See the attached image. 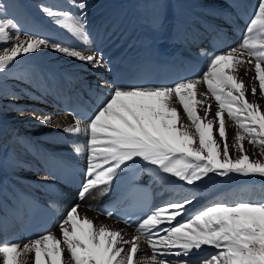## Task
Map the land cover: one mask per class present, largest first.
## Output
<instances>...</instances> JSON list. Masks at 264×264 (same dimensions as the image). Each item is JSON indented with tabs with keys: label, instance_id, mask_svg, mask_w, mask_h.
Returning a JSON list of instances; mask_svg holds the SVG:
<instances>
[{
	"label": "snow or ice",
	"instance_id": "obj_1",
	"mask_svg": "<svg viewBox=\"0 0 264 264\" xmlns=\"http://www.w3.org/2000/svg\"><path fill=\"white\" fill-rule=\"evenodd\" d=\"M76 6L83 10L86 3L80 0ZM5 9L6 4L0 3V72L21 54L35 53L42 47L93 68L106 66L102 56L84 55L81 49L50 43L46 38L25 34L21 40L19 24L8 18ZM42 11L77 38L87 40L82 15L71 17L67 11L50 7ZM250 72L254 75L249 76ZM201 83L203 92L198 87ZM249 94L256 102L248 98ZM209 96L216 102L214 113L207 102ZM262 99L264 0H258L239 44L213 55L197 79L171 85L114 87L83 128L79 120L62 128L65 133L83 137L75 148L86 159L80 197L100 185L105 186L101 194H107L119 173L132 168L136 158L188 185L210 173L264 180ZM177 104L179 107L174 106ZM37 118L42 124L53 120L43 113ZM228 120L238 129L231 143ZM245 141L257 151L255 157L248 154ZM191 203V198H184L151 210L138 222L139 234L131 240L119 230L96 226L87 216L82 217L77 204L57 222L59 237L46 229L27 242L0 243V264H26L23 258L29 253L32 264H264V199L214 203L178 220ZM104 214L113 215L110 211ZM141 237L151 250L150 256L138 255ZM203 246L214 251L206 253Z\"/></svg>",
	"mask_w": 264,
	"mask_h": 264
},
{
	"label": "bare ground",
	"instance_id": "obj_2",
	"mask_svg": "<svg viewBox=\"0 0 264 264\" xmlns=\"http://www.w3.org/2000/svg\"><path fill=\"white\" fill-rule=\"evenodd\" d=\"M79 2L0 0V3L6 4L8 18H14L19 24L21 40L25 34L46 38L50 43L81 49L84 55H95L100 50L106 62L103 68H93L52 48L42 47L35 53L21 54L4 72H0V210H4L6 205L14 206L18 195L25 193L49 203L55 209L58 222L62 214L78 204L82 217L87 216L96 226L105 225L119 230L125 239L131 240L139 234L136 229L112 220L100 213L98 208L111 210L112 205L136 182L149 184L154 189L150 211L173 201L191 198L193 203L186 206L184 216L178 217V220L211 205L209 201L216 198H225V202L230 200L232 203L264 199V180L259 177L235 174L219 177L210 173L203 180L188 185L139 158H136L132 168L119 173L107 194H101L105 186L100 185L90 190L83 199L79 198L77 190L61 186L47 175L44 162L48 156L67 163H78L85 175V156L75 151L83 139L82 135L62 131L77 120L83 128L85 121L66 113L65 107L83 101L94 112L112 88L122 87L112 83L110 71H125V82L129 85L145 59L171 58L178 68L185 71V78L179 81L197 79L206 69L207 61L218 54L211 47L214 36L224 38L223 51L242 40L247 24L240 22L233 5L243 4L251 16L258 0H84L86 8L83 10L76 6ZM43 7L67 11L71 17L82 15L87 40L77 38L69 29L54 23L42 11ZM109 41L116 46L107 44ZM85 75L88 76L86 79ZM240 75H243V69ZM251 75L254 72H250ZM244 79L248 82V77ZM198 87L201 92L205 90L203 83ZM88 92L94 93L95 97H89ZM39 98L50 101L51 111L46 115L53 117L52 123L42 124L38 120L33 125L22 124L24 117L19 111ZM200 98L204 99L203 96ZM248 98L256 102L250 94ZM207 102L212 104L214 113L217 107L215 100L209 96ZM259 103L264 106V99ZM174 106L179 107L178 104ZM17 124L19 127H16ZM57 124L61 127L58 128ZM237 131V126L228 120L230 143ZM244 143L249 149L248 154L255 157L257 151L247 141ZM52 231L60 236L57 223ZM27 241L23 238L19 240L21 243ZM203 251L211 253L214 249L203 246ZM138 255H151L143 237L139 241ZM23 259L26 264H32L31 253Z\"/></svg>",
	"mask_w": 264,
	"mask_h": 264
},
{
	"label": "rangeland",
	"instance_id": "obj_3",
	"mask_svg": "<svg viewBox=\"0 0 264 264\" xmlns=\"http://www.w3.org/2000/svg\"><path fill=\"white\" fill-rule=\"evenodd\" d=\"M206 42H208V39H206ZM107 44H113V43L111 41H109ZM113 46H116V44H113ZM102 53H103V51L99 50V51L95 52V56H102L101 55ZM87 77L88 76H86V75L84 76L85 79ZM49 102L50 101H48L47 99L43 100V99L39 98V99H36L32 104L24 106V108L19 111L20 112L19 114L22 115L21 117H24V119L22 120V124L24 123V125H33L38 121L37 116L39 114H41V113L47 114L48 112H50L51 106H50ZM11 126L12 125L10 124L7 128L10 129ZM16 127H19V125L17 124ZM21 130H22V132H24L25 129L22 128V126H21ZM185 191H187V190H185ZM222 201H224V203H227V204H232V201H230V200L225 202V198H223V199H217L216 198V199L210 200L209 202H211V204H213V203H221ZM207 206H209V205H207Z\"/></svg>",
	"mask_w": 264,
	"mask_h": 264
}]
</instances>
